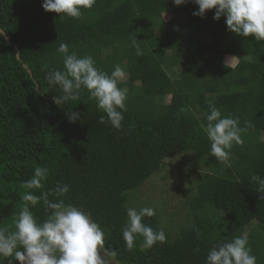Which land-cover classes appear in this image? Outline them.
Returning a JSON list of instances; mask_svg holds the SVG:
<instances>
[{
  "label": "trees",
  "instance_id": "obj_1",
  "mask_svg": "<svg viewBox=\"0 0 264 264\" xmlns=\"http://www.w3.org/2000/svg\"><path fill=\"white\" fill-rule=\"evenodd\" d=\"M42 2L0 0V28L11 43L0 34V227L15 230L25 192L39 196L59 182L68 184L69 192L48 199L91 213L105 232V248L116 252L106 259L205 264L213 246L247 235L256 264H264V192H257L259 185L251 179L254 174L264 179V41L229 31L226 17L213 19L215 9L193 15L198 9L193 0L179 6L172 0H96L79 19L45 11ZM166 14L186 15L193 29L165 20ZM62 42L70 53L91 55L102 71L111 74L116 65L125 70L127 79L119 87L128 90L127 111L119 130L99 122L101 115L107 121L106 114L87 89H81L78 100L53 103L63 92L50 86L46 75L64 68L57 51ZM137 46L150 52L137 55ZM226 54L238 59L235 66L223 64ZM165 66L181 69L173 79ZM209 100L222 115L239 117L246 129L240 134L244 142L230 150L228 164L210 154L202 127ZM73 112L79 113L74 122L68 118ZM176 151L191 153L210 169L195 183L192 219L175 235L164 230L167 242L151 248L136 235L129 250L122 236L128 191ZM37 166L48 169L43 187L26 189ZM30 209L37 222L51 214L43 201ZM142 222L162 229L157 214ZM0 262L8 264L4 258Z\"/></svg>",
  "mask_w": 264,
  "mask_h": 264
},
{
  "label": "clouds",
  "instance_id": "obj_2",
  "mask_svg": "<svg viewBox=\"0 0 264 264\" xmlns=\"http://www.w3.org/2000/svg\"><path fill=\"white\" fill-rule=\"evenodd\" d=\"M174 5H182L187 0H172ZM198 9L193 15L203 16L206 10L215 9L213 19L226 17L227 29L241 37H253L257 42L264 41V0H193ZM96 0H43L45 11L63 13L68 17L79 19L82 9H91ZM133 37V43H136ZM57 51L64 56L63 70L51 69L47 75V83L57 85L63 96L54 97L53 103L60 105L68 100H78L81 89H87L91 98L97 101L98 109L105 115L99 117L100 123L108 122L119 130L127 111V88L119 87L125 77V70L114 66L111 74L96 67L91 55L78 56L75 51L69 52L66 43H60ZM137 55L142 51L137 46ZM209 112L207 124L202 125L210 141V154L221 163L228 164L234 144H242L239 117L222 115L221 110L212 100L208 101ZM79 113H70L69 120L74 122ZM247 123V122H246ZM250 126V125H249ZM48 169L37 166L31 179L24 183L26 189H40L46 179ZM251 179L259 185L257 192H264V179L254 174ZM69 192V185L57 183L54 189L42 192L39 196L31 191L23 194L25 202L17 213L15 230L0 227V258L13 260L19 264H110L107 256L115 257V250L105 248V232L95 222L90 212L63 200H49V195L64 196ZM43 201L51 214L41 222H37L30 209ZM156 215L152 207L127 209L128 223L122 230L126 248L134 247L136 235L144 238V246L151 248L156 243H166L167 237L163 229L154 230L142 222L143 217ZM196 235L200 236L199 230ZM21 248L23 250H21ZM198 251V250H197ZM257 257L252 254L247 235L233 238L213 246L205 264H256ZM2 264V262H0Z\"/></svg>",
  "mask_w": 264,
  "mask_h": 264
},
{
  "label": "rangeland",
  "instance_id": "obj_3",
  "mask_svg": "<svg viewBox=\"0 0 264 264\" xmlns=\"http://www.w3.org/2000/svg\"><path fill=\"white\" fill-rule=\"evenodd\" d=\"M173 18L182 29L192 26L188 23L186 15H164L165 19ZM188 48L193 49L189 44ZM143 53L148 54L150 51L144 48ZM110 50L105 51V53ZM237 61L236 57L223 56V64L233 65ZM165 68H167L165 66ZM127 76L122 81H126ZM170 96L166 97V101ZM199 117L200 114H197ZM244 142V141H243ZM239 144H234L232 152L237 149ZM231 152V153H232ZM232 156V155H230ZM210 171L209 167L204 166L202 162L196 160L191 153H181L176 151L170 158L165 159L160 169L152 174L136 190L128 191V208L139 210L142 207H152L156 210L159 217V224L163 230L175 235L179 227L187 226L191 221V211L189 201L194 193V186L200 180L204 172ZM206 215H213L206 210ZM214 217L222 219L221 214L216 213ZM222 221V220H221ZM250 228V227H249ZM110 264H119L113 259H108Z\"/></svg>",
  "mask_w": 264,
  "mask_h": 264
},
{
  "label": "crops",
  "instance_id": "obj_4",
  "mask_svg": "<svg viewBox=\"0 0 264 264\" xmlns=\"http://www.w3.org/2000/svg\"><path fill=\"white\" fill-rule=\"evenodd\" d=\"M168 15V14H167ZM170 15V14H169ZM172 15V14H171ZM173 15H179V14H173ZM171 18V17H170ZM169 18V19H170ZM165 19V18H164ZM165 20H168V19H165ZM175 20V19H174ZM175 22H176V20H175ZM177 23V22H176ZM178 24V23H177ZM189 45V44H188ZM188 45H186V48L188 49V50H190L189 48H188ZM226 56H231V57H235V56H233V55H229V54H226ZM237 61H238V59H237ZM236 61V62H237ZM236 64V63H235ZM235 64H233V65H227V66H229V67H233V66H235ZM224 65H226V64H224ZM166 72H167V74H169L170 76H171V78H175L176 77V75H177V73H178V71H180V69L181 68H179L178 66H176V67H174V66H172V67H169V68H163ZM169 102V100L168 101H166V103H168Z\"/></svg>",
  "mask_w": 264,
  "mask_h": 264
},
{
  "label": "water",
  "instance_id": "obj_5",
  "mask_svg": "<svg viewBox=\"0 0 264 264\" xmlns=\"http://www.w3.org/2000/svg\"><path fill=\"white\" fill-rule=\"evenodd\" d=\"M0 34L4 37V39L6 40V42L8 44H11L10 41H9V38H8V35L4 32V30H2L0 28ZM13 49L15 50V53H16V58L17 59H20L19 57V51H18V47L16 45H13ZM25 66V65H24ZM26 67V66H25Z\"/></svg>",
  "mask_w": 264,
  "mask_h": 264
}]
</instances>
